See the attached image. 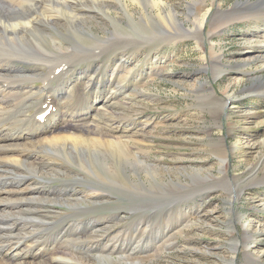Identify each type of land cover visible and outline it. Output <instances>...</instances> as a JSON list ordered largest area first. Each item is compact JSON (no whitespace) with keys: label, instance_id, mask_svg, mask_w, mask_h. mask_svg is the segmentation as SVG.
<instances>
[{"label":"rangeland","instance_id":"1","mask_svg":"<svg viewBox=\"0 0 264 264\" xmlns=\"http://www.w3.org/2000/svg\"><path fill=\"white\" fill-rule=\"evenodd\" d=\"M166 1L177 8L186 26L208 12L201 35L191 33L179 40L142 41L129 45L127 49L114 47L99 57L86 58L72 71L74 94L66 100L67 106L77 105L76 90L84 89L91 78L83 77L86 71L97 78L110 74L108 81L103 82L111 91L106 108L97 110L87 123H79L84 127L95 125L97 121L101 126L103 124L104 130L115 133L116 138L119 136L123 141L133 136L140 139V142H132L129 148L133 155L139 154L151 164L152 172L156 170L155 184L161 187V191L166 190V195L161 201L156 200L161 199L157 197V202L153 203L162 208L157 211L146 207L132 209L129 204L136 202L139 194L99 182L106 193L103 199H89L80 204L84 206V212L75 204L59 205L53 201L36 204L34 210L40 214H30L28 219L27 216L20 218L22 213L19 211L31 210L27 208L29 204L22 200V205H18L4 195V207L0 208V213L5 220H0V225L5 228L2 231L5 234L0 232V236L10 246L25 241L33 230L38 239L45 238L46 234L54 235L64 245V251L59 250L65 254H61L74 256L87 264H95L102 248L105 256L113 258L114 264L130 261H140L141 264H264V92L252 95L244 92L246 87L258 81V76L264 81L261 62L247 58L249 52L246 51L249 46L246 34L252 31L259 36L258 31L264 29V19L248 16L217 30L211 27L213 16L230 10L239 0H196L191 20L188 5L192 0ZM108 5L105 14L95 8L87 9L90 12L85 15L84 32L107 40L114 30L112 18L124 27L130 26L125 6L121 7L117 0ZM127 11L145 29L155 28L153 19L146 16L150 8L129 2ZM60 29L66 39L71 38L67 25H61ZM216 53L224 63L219 67L223 72L217 77L212 71ZM128 71L134 77L128 78ZM76 74L81 77L77 79ZM238 78L240 80L236 82ZM212 91L216 101V98H226L225 91L228 94L235 91L236 96L226 104L225 113H215L217 108L213 109L214 105L207 99L213 95ZM39 98L40 95L31 98L29 111L22 113L33 114L37 106L31 102L37 103ZM19 113L17 110L6 115L7 123L0 118V127L14 128L11 124ZM131 118L137 123L127 126ZM8 133L12 134L11 131ZM9 142L16 141L0 135V145ZM34 152L41 162L52 164L51 170L56 167L58 176L40 180L41 183L36 184V187L40 186V192L29 194L28 191L27 197L38 194L50 199L52 196L48 192L63 189L65 185L71 186L68 192L87 189L90 183L83 179L91 178L62 155L48 148L35 149ZM33 157L31 152L27 160ZM223 158H226L225 162ZM4 165L14 168L2 164L0 169ZM61 169L70 173L67 172L66 177L59 176ZM70 169L79 174L80 181L75 184L63 182L65 178L74 179ZM146 173L142 169L139 175L118 179L130 188L137 185L150 190L153 186ZM7 176L13 178L9 173ZM20 176L25 181L22 184L25 189L27 183L33 186V181L39 182L29 174L15 177ZM251 179L254 184L244 186ZM1 180L9 181V178ZM166 184L169 186L162 189ZM237 184L244 187L236 197L231 187ZM12 195L16 197L17 193ZM77 212L82 213L78 215ZM58 221L60 226L55 223ZM18 222L25 224L22 232L19 225L11 226ZM10 226L12 231L7 229ZM65 232L72 234L65 236ZM107 252L112 254L106 255ZM13 258L19 259L20 256L10 257L8 262L0 264H23L20 259ZM45 261L46 264L52 262L50 259ZM33 262L39 264L40 261Z\"/></svg>","mask_w":264,"mask_h":264},{"label":"bare ground","instance_id":"2","mask_svg":"<svg viewBox=\"0 0 264 264\" xmlns=\"http://www.w3.org/2000/svg\"><path fill=\"white\" fill-rule=\"evenodd\" d=\"M117 1L121 7H126L125 12L128 16L127 19L130 26L124 27L117 19L112 18L114 30L109 35L110 37L104 40L83 31L86 30L83 28L87 20L85 15L87 12H90L88 11L89 7L91 9H98L105 14V8L109 6L108 4L112 3V0H0V118L4 123H7L9 120L5 122L6 115H11L17 110L21 112L17 115V118L14 120L15 122L11 124L14 127L9 130L12 134L5 132L6 128L0 127V135L6 136L7 140L12 138L16 141L0 145V166L2 164L14 166V168L9 169L8 165H4L0 169V179L3 177L5 179L9 178L8 182L4 180L0 181L1 209L4 207L3 197L6 195L9 200L15 201L18 205H22V200L26 205L29 204L27 208L31 210L26 212L20 210L19 212L22 213L19 215L20 218L27 216L29 219L30 214L39 215L40 212L34 210V206L41 203L50 204L53 201H57L59 205L67 204L74 206L73 204H75L80 211L84 212V206L80 204L89 199H103V195L106 193L103 192L104 189L102 186L104 184L115 187L116 189L119 186L120 190H124V192L135 193V195L139 194L138 200L129 204L132 209L146 207L156 208L155 211H157L159 208H162L158 205L154 206L155 204L153 203L156 200H163L166 195V190L161 191V187H157L158 185L155 184L157 179L154 172L156 170L152 172L150 170V168L152 169L151 164H147V160L142 159L143 157L141 158L139 154L133 155L132 150L129 148L132 142H140V139L136 140L133 136L132 138L130 137V140L123 141L119 136L116 138L115 133L104 130L103 124L101 126L97 121L92 126L82 124L84 127L79 123H87L97 113V110L106 108V104L110 101L109 94L111 91L103 82L105 80L108 81L110 74L100 75L97 78L93 73L91 74L86 71V76L83 77L91 76V78L88 79L84 89L76 90L77 95L75 94V97L78 100L77 105L67 106L66 100L72 98L74 94L72 83L75 80V76L72 71L76 65L80 64L86 58L99 57L114 47L127 49L129 45H134L142 41L147 43V41L154 42L157 40H179L186 36V34L191 33L198 36L208 17V12H205L200 18L192 20V25L186 26L183 23V19L180 18L177 8L166 0ZM129 2L150 8V11L146 12V16L151 20L153 19L154 29H145L141 23L136 21L132 14L128 13ZM195 4L196 0H192L188 5L189 20L192 19V9ZM248 16L255 17L257 20L264 19V0H239L238 3L232 6L230 10L225 11V13L217 12L212 18L211 27L218 30L219 27H223L227 23ZM61 25H67L72 33L71 38L66 39V36H63L60 31ZM258 32L260 37L252 31L246 34V40L249 44L246 50L249 52L247 58L258 59L261 62L260 65L262 64L264 68V29ZM216 57H214L215 61L212 68L215 77L223 72L219 67L224 64L219 58V54ZM114 73L115 70H113ZM126 74L128 78L134 77V74L130 71ZM80 77V75L77 76V79ZM257 78V82L246 87L244 90L245 93L252 95L254 93L264 92V81L260 76ZM239 80L240 78L236 82H239ZM105 88L107 89L105 90ZM42 91L44 94H42ZM225 93L226 98L224 100L222 98H216L217 101L213 100L215 98L213 91V95L207 98L214 105L211 104L213 109L217 108L215 113H225L224 109H226V104L232 102L236 96L235 91L231 94H228L227 91ZM37 95H40L38 102H31L37 106L35 112L33 114L22 113L29 111L31 107L30 99ZM43 106L50 108L51 111L44 119H39L37 117L38 114L45 110ZM10 118L12 122V117ZM136 123V120L131 118L127 126H134ZM142 136H144V133ZM44 148H48L62 155V158L67 160L68 163L74 164L75 167L81 169V171L85 172L91 178V180L82 178L90 183L84 192L78 190L68 192L71 186L65 185L63 189L52 192L53 194L48 192L52 196L51 198L49 196L50 199H44L42 196H38V194L27 197L28 191L29 194H36V191L40 192L38 190L40 186L36 187V184L41 183L40 180L58 176L56 167L51 170L49 167L52 164H44L34 152L35 149L39 150ZM26 151L28 152L26 153ZM31 152H33L34 157L29 161L27 160V156ZM223 159V162H225L226 158ZM144 167L148 170H145ZM65 169H61L62 173L59 176L66 177L65 174L67 175L69 171ZM142 169L147 172L146 174L151 180L150 183L153 188H150V190H144L146 189L144 186L139 188L137 185H133L130 188L128 184L126 185L125 182L121 183L122 181L118 179L123 176L129 177L132 174L139 175ZM74 170L70 169L74 173V179L70 180L65 178L63 182H72L75 184L80 181L77 177L79 175L76 172L77 170ZM8 173L13 178L8 177ZM17 174H29L32 178L39 179V182L35 180L32 182L34 184L33 186H29V183H27L25 186L26 189L22 188V184L25 181L22 176L15 177ZM248 184H254V180L251 179L244 186ZM165 186L169 185H163L162 189H165ZM244 186L238 184L235 187L232 186L233 194L237 197L240 193L239 191ZM13 193H17V196L13 197ZM78 193H81V196ZM2 194L3 196L1 197ZM55 196L59 198H55ZM159 196L161 197V199L159 198L160 200L157 198ZM81 213L77 212L78 215ZM1 216L2 214L0 213V220H5ZM5 216L11 215L6 214ZM55 223L60 226L59 221ZM25 224L18 222L11 226L19 225V230L22 232V229H25ZM0 226V232L5 234V232H2L5 228H2V225ZM11 226L7 228L10 231H12ZM30 233L32 234L27 236L25 239L26 244L22 247L17 246L21 242L23 243L24 240L18 243L15 242V245L10 246L8 241L2 239L3 241L0 242V262L6 263L10 257L20 256L19 261L23 264H32L36 260L40 261L39 264H46V259H50L52 264H68V262L87 264L86 261H80L81 259L70 256V254V257L65 256V253L61 251L64 249L62 248L64 245H61L62 242L60 243L58 241L59 239H56L54 235L46 234L47 236L45 235V238L42 236L43 239H38L39 236L38 238L35 236V231L31 230ZM71 234V232L64 233L65 236ZM72 241L73 239H71ZM52 245H57V247L51 251L50 248H53ZM99 252H101L100 254L103 253V255L98 254L99 257L96 258V262L94 261L95 264H114L112 257L105 256L106 252L104 253L103 248ZM111 254L112 252L110 254L107 252L106 255ZM116 260L119 261L120 257ZM43 261L45 263H41ZM126 264L141 263L140 261H130L126 262Z\"/></svg>","mask_w":264,"mask_h":264}]
</instances>
